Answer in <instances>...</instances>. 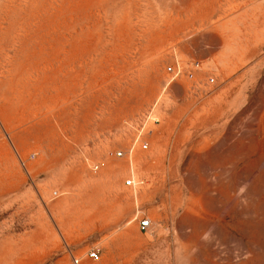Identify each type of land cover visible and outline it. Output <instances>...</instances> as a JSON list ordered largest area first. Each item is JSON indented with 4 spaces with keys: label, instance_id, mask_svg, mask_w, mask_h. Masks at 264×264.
Masks as SVG:
<instances>
[{
    "label": "rangeland",
    "instance_id": "rangeland-1",
    "mask_svg": "<svg viewBox=\"0 0 264 264\" xmlns=\"http://www.w3.org/2000/svg\"><path fill=\"white\" fill-rule=\"evenodd\" d=\"M0 264H264V0H0Z\"/></svg>",
    "mask_w": 264,
    "mask_h": 264
},
{
    "label": "built area",
    "instance_id": "built-area-1",
    "mask_svg": "<svg viewBox=\"0 0 264 264\" xmlns=\"http://www.w3.org/2000/svg\"><path fill=\"white\" fill-rule=\"evenodd\" d=\"M199 67V62L197 61H192L189 62L188 64H180L178 61L169 64L165 67V72L169 75V80H173L177 77L180 76H192L193 72ZM136 143H138L140 145L141 149H147V142L143 141L140 138V133L137 135L136 139H135ZM121 153H119L120 155ZM98 168V165L95 164L93 166V171H96ZM137 184L136 179H134L133 177H128L125 180V185L128 187H135ZM54 194H57V191L55 190L53 192ZM150 226V219L148 217L142 218L139 221V227L142 230H146L148 227ZM86 254L89 258H91L92 260H98L99 259V249L97 247H91L86 251Z\"/></svg>",
    "mask_w": 264,
    "mask_h": 264
}]
</instances>
